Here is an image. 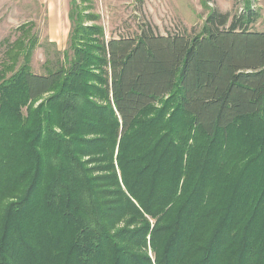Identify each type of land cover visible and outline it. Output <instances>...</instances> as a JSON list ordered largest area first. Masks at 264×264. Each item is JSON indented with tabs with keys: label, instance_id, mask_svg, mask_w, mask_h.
<instances>
[{
	"label": "trees",
	"instance_id": "obj_1",
	"mask_svg": "<svg viewBox=\"0 0 264 264\" xmlns=\"http://www.w3.org/2000/svg\"><path fill=\"white\" fill-rule=\"evenodd\" d=\"M76 1L72 55L25 23L0 65V264H264L257 13L107 40Z\"/></svg>",
	"mask_w": 264,
	"mask_h": 264
},
{
	"label": "rangeland",
	"instance_id": "obj_2",
	"mask_svg": "<svg viewBox=\"0 0 264 264\" xmlns=\"http://www.w3.org/2000/svg\"><path fill=\"white\" fill-rule=\"evenodd\" d=\"M84 13L99 15L97 23L104 28L106 39L135 36L143 27L155 33L194 34L201 30L213 8L232 16L248 9L257 13L250 28L264 31V0H77ZM70 0H0V65L7 58L6 49L18 37V27L30 23V34L39 37L32 66L36 73H45L44 63L56 55L65 60L70 55ZM55 43V44H52ZM65 51V53H64Z\"/></svg>",
	"mask_w": 264,
	"mask_h": 264
},
{
	"label": "crops",
	"instance_id": "obj_3",
	"mask_svg": "<svg viewBox=\"0 0 264 264\" xmlns=\"http://www.w3.org/2000/svg\"><path fill=\"white\" fill-rule=\"evenodd\" d=\"M69 15V14H68Z\"/></svg>",
	"mask_w": 264,
	"mask_h": 264
}]
</instances>
